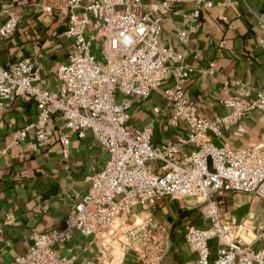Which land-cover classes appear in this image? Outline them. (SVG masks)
I'll use <instances>...</instances> for the list:
<instances>
[{"label":"built area","instance_id":"2783aa9c","mask_svg":"<svg viewBox=\"0 0 264 264\" xmlns=\"http://www.w3.org/2000/svg\"><path fill=\"white\" fill-rule=\"evenodd\" d=\"M171 2L194 4L185 15L189 29L177 32L185 43L200 25V12L212 7L210 0H169L148 7L141 0H46L41 10L51 13L57 9L65 21L64 35L73 41L56 72L59 89L40 87L38 69L29 60L0 67V113L8 109L10 99L18 97L34 100L37 108V119L15 134V143L32 128L37 144L48 146L54 133L47 123L59 115L66 128L59 136L64 153L70 133L83 137L88 131L108 154L103 167L90 176V185L70 210L65 226L32 233L26 250L9 262L1 260L0 252V264H72V258L58 255L56 248L73 229L90 236L98 248V256L85 264H104L99 257L109 252L113 259L115 249L121 248L131 251L139 264H160L165 241L158 235L160 226L149 208L163 196L195 197L205 202L203 213L209 226L189 225L184 232L197 264H264L262 251L240 238L225 237L231 228L220 224L216 198L219 191L227 190L264 200V133L257 143L245 148L227 142L216 145L211 140L209 132L218 135L221 124L245 111L236 100L224 98L221 103L233 109V114L206 119L186 100L184 83L193 69L181 64L171 47L158 45L163 21L176 14L169 7ZM235 3L226 0V4ZM16 26V18L9 16L0 27V36L13 34ZM259 27L257 43L264 51V21ZM162 83L163 95L173 108L170 121L176 124L181 120L188 126L186 141L194 146L188 152L180 153L177 142H154L151 126L131 129L126 125L129 98H147ZM247 110L264 113V85ZM136 207L140 210L135 211ZM122 213L132 220H119ZM260 236L264 238V231ZM212 237L220 244L211 261Z\"/></svg>","mask_w":264,"mask_h":264},{"label":"crops","instance_id":"0c3cea01","mask_svg":"<svg viewBox=\"0 0 264 264\" xmlns=\"http://www.w3.org/2000/svg\"><path fill=\"white\" fill-rule=\"evenodd\" d=\"M46 0H0V27L9 16L17 20L13 34L0 36V67L21 60H29L38 69L39 85L47 91L59 89L58 67L66 61L73 41L64 35L65 21L54 9L45 13L40 6ZM145 7L169 0H141ZM212 7L200 12L198 29L183 43L177 37L187 31L190 22L185 17L194 7L193 2H171L175 15L162 23L158 45L171 47L181 64L193 71L184 83L186 100L206 119H219L233 114V109L221 101L231 98L239 103L245 114L223 123L219 134L209 132L216 145L227 142L234 148L249 147L264 133V113L247 110L256 91L264 85V51L257 40L261 34L259 23L264 21V0H210ZM210 70V71H209ZM164 83L153 89L147 98L130 97L127 127H152L154 142H177L181 152L194 146L186 141L188 126L178 120L173 124V108L163 95ZM118 100L121 99L117 96ZM8 109L0 113V252L1 260L9 262L21 254L34 232H46L65 226L67 215L83 197L90 185V176L105 164L108 154L93 135L83 137L69 134L64 153L59 136L66 131L59 115L49 119L47 126L54 133L48 146L37 144L31 128L24 139L14 142L15 134L26 124L37 119L34 100L12 98ZM181 155V154H180ZM219 222L230 226L225 237L240 238L264 255V200L240 191L221 190L216 194ZM205 202L200 198H159L149 213L159 224L158 235L165 241L160 264H197V255L186 243L187 226H209L203 213ZM140 208L136 207L135 211ZM119 220L130 222L126 213ZM210 260L217 256L220 241L210 240ZM58 255L70 256L72 264H85L98 256V248L90 236L77 230L56 248ZM101 259L104 264H139L131 251L115 249Z\"/></svg>","mask_w":264,"mask_h":264},{"label":"rangeland","instance_id":"374dc122","mask_svg":"<svg viewBox=\"0 0 264 264\" xmlns=\"http://www.w3.org/2000/svg\"><path fill=\"white\" fill-rule=\"evenodd\" d=\"M96 53H97V55L99 56V54H100V53H99V51H98V50H96Z\"/></svg>","mask_w":264,"mask_h":264}]
</instances>
